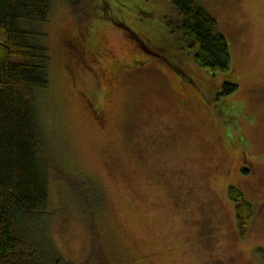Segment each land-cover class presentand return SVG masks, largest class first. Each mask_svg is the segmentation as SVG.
I'll list each match as a JSON object with an SVG mask.
<instances>
[{
    "label": "rangeland",
    "instance_id": "rangeland-1",
    "mask_svg": "<svg viewBox=\"0 0 264 264\" xmlns=\"http://www.w3.org/2000/svg\"><path fill=\"white\" fill-rule=\"evenodd\" d=\"M49 1L32 39L49 55L43 237L74 264H264V0H201L225 72L194 65L167 0ZM229 185L250 204L243 234Z\"/></svg>",
    "mask_w": 264,
    "mask_h": 264
},
{
    "label": "trees",
    "instance_id": "trees-1",
    "mask_svg": "<svg viewBox=\"0 0 264 264\" xmlns=\"http://www.w3.org/2000/svg\"><path fill=\"white\" fill-rule=\"evenodd\" d=\"M167 1L178 14L174 28L194 65L212 72L228 71L232 58L227 40L201 0ZM68 2L76 12L87 0ZM98 3L105 7L101 0ZM49 7V0H0V264H74L52 248L40 225H34L48 207L49 170L54 168L36 98V92L48 85L49 55L44 46L32 41L38 35L34 22L45 21ZM235 87V83H223L226 92ZM70 180L81 208L92 206L84 201L85 195L95 199L89 185L81 179ZM74 181L79 183L73 185ZM228 197L235 203L243 234L251 214L249 201L232 185Z\"/></svg>",
    "mask_w": 264,
    "mask_h": 264
},
{
    "label": "flooded vegetation",
    "instance_id": "flooded-vegetation-1",
    "mask_svg": "<svg viewBox=\"0 0 264 264\" xmlns=\"http://www.w3.org/2000/svg\"><path fill=\"white\" fill-rule=\"evenodd\" d=\"M157 49V48H156Z\"/></svg>",
    "mask_w": 264,
    "mask_h": 264
}]
</instances>
